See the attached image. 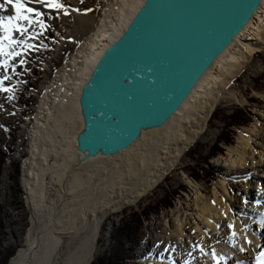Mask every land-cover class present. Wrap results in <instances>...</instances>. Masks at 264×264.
Listing matches in <instances>:
<instances>
[{"label": "bare ground", "instance_id": "obj_1", "mask_svg": "<svg viewBox=\"0 0 264 264\" xmlns=\"http://www.w3.org/2000/svg\"><path fill=\"white\" fill-rule=\"evenodd\" d=\"M78 1L61 0L69 9L67 15L62 10L57 15L56 10L30 4L29 7L45 13L41 19L48 27H30L29 33H40L35 38L13 33L14 39L35 45V40L54 24L60 33L65 28L69 31L62 35V49L71 46L70 39L77 44L72 56L41 87L32 129L28 131L25 126L20 136L15 158H23L22 186L31 226L9 264H92L99 256L94 245L101 221L139 204L158 188L195 143L213 138L208 128L212 113L225 101L246 102L230 90L256 54L264 53L263 0L249 24L212 64L165 126L143 132L135 144L115 156L81 162L82 155L76 150V136L83 124L79 107L81 88L103 52L126 29L144 0H88L104 6L99 14L92 15L81 12ZM11 15H15L11 6L0 9V16ZM56 17L62 18L58 26ZM15 50L26 57L31 49L21 46ZM59 51H55V57ZM48 66L49 70L53 67ZM4 75L5 70L0 69L1 78ZM256 132L252 131L256 140L241 133L238 145L228 147L229 156L221 169L224 176L240 180L256 176L262 181V188H254L253 192L249 181H243L244 192L239 190L241 198L233 202L225 180L217 183L213 197L204 188L188 182L195 192L185 201L184 212H172L166 244L158 245L142 264H217V258H222L220 264L255 262L257 253L264 250V225L260 223L264 217V135L262 130ZM230 224L233 228H229ZM163 239L152 237L150 242L154 246ZM241 247L245 250L240 251Z\"/></svg>", "mask_w": 264, "mask_h": 264}, {"label": "water", "instance_id": "obj_2", "mask_svg": "<svg viewBox=\"0 0 264 264\" xmlns=\"http://www.w3.org/2000/svg\"><path fill=\"white\" fill-rule=\"evenodd\" d=\"M263 0H144L81 88L76 150L115 156L179 111Z\"/></svg>", "mask_w": 264, "mask_h": 264}, {"label": "rangeland", "instance_id": "obj_3", "mask_svg": "<svg viewBox=\"0 0 264 264\" xmlns=\"http://www.w3.org/2000/svg\"><path fill=\"white\" fill-rule=\"evenodd\" d=\"M79 1V10L84 13L99 14L104 9V6L94 5L88 0ZM90 4L94 6L92 7ZM48 19L53 22L51 18L48 17ZM55 20L56 26H58L62 18L56 17ZM57 30L58 28L52 24L42 37L35 40L37 41L35 45L46 47H39V50L31 49L26 57L18 56L16 61L10 59L9 67L4 69L6 75L11 76L7 83H9L8 88H13V92L0 91L2 93V97H0V146L8 144L7 131L19 126V133L13 154L9 157L1 177L0 202L4 208V217L0 226V264H5L9 252H14L12 257L15 256L19 249V242H24L31 226V213L22 186L23 158H15L21 133L25 126L28 131L32 129L30 124L34 120L35 111L40 103L43 92L41 87L72 56L76 49L77 42L75 43L73 39H70L71 46H65L62 49V43H64L62 35H66L69 31L67 28L63 30V33ZM57 50L60 51L55 57L54 53ZM20 59H24L26 63L20 65ZM50 64L53 67L49 70L48 65ZM12 66H15V72L12 71ZM38 67L41 68V77L36 81L34 72ZM16 73L17 75L19 73L18 77L14 76ZM23 84L26 86L24 93L20 96L16 95L17 98L19 97L17 100L16 97L8 99L10 95L15 96L16 87ZM230 91L239 100L243 98L242 100H246V102L225 101L218 105L212 113L217 112L218 118L213 119L211 115L208 122L209 134L213 138L206 143L202 139L195 143L158 188L151 191V194L147 198H143L139 204L130 206L123 212L115 213L111 218L108 217L101 221L97 236L98 242L94 245V251H99V256L92 264H142L150 258L158 245L166 244V235L170 234L168 226L172 212H184L185 201L194 194L195 188L188 182L199 185L205 189L209 197H213L217 183L225 180L233 202L241 198L242 191L239 190L243 189L241 185L244 183L243 181H249V189L253 192L254 188L258 189L259 186L262 188V181L255 178L256 176L251 180L250 178L240 180L234 176H224L221 165L225 164V160L229 156L228 147L238 145L241 133L254 140L257 137L253 135L252 131L262 130V135H264V53L256 54V58L248 70L246 69L236 79ZM237 110L246 111L250 122L246 126L230 128L227 126V122L230 120L226 119L225 121L223 118L232 115ZM221 134H225L222 136L225 139L232 136V145L219 144L217 139ZM217 143L224 149V154L211 157L210 153L217 150L214 147ZM25 144L29 145L28 138H26ZM17 165H20L19 171ZM258 182L261 185H258ZM160 236L164 237L162 242H158L154 245L155 247L152 246L154 243L150 242L151 238L159 237L160 239ZM69 240L70 237L65 238V241ZM11 258L6 261V264H9ZM135 258L141 260L136 262Z\"/></svg>", "mask_w": 264, "mask_h": 264}, {"label": "snow or ice", "instance_id": "obj_4", "mask_svg": "<svg viewBox=\"0 0 264 264\" xmlns=\"http://www.w3.org/2000/svg\"><path fill=\"white\" fill-rule=\"evenodd\" d=\"M39 4L43 5L45 8L50 10H56L57 15L60 14L61 10L64 15H67L69 9L66 7L61 0H4L3 3H0V9H5L6 6H11L15 11V15L11 16H0V32H3V35H0V57H3L0 60V69H7L9 67V60L15 57L21 56L20 51H16V48L23 47V49H36L39 50V47H46L44 45H33L28 43L24 39H13V33L19 32L21 36L25 34L29 35V38H35L40 35V33L32 32L29 33V28L32 26H39L41 29H46L48 27L45 24L44 20L41 19L45 15L44 12L37 10L36 8L29 7L30 4ZM76 11H79L78 9ZM7 41V43H6ZM20 65H24L26 61L20 59ZM12 71L15 72V66H12ZM11 76L4 75L0 78V91L11 93L13 88L4 87V82L10 80ZM8 99H15L14 95H10ZM261 225H264V217L260 221ZM229 228H233V225H229ZM235 232H233V237H235ZM248 243H251L249 241ZM233 247H236V244L233 243ZM203 252V248L200 249ZM243 247L240 248V251H244ZM213 256H216L215 250H213ZM220 259L217 258V264H220ZM255 264H264V251L257 253L255 257Z\"/></svg>", "mask_w": 264, "mask_h": 264}, {"label": "trees", "instance_id": "obj_5", "mask_svg": "<svg viewBox=\"0 0 264 264\" xmlns=\"http://www.w3.org/2000/svg\"><path fill=\"white\" fill-rule=\"evenodd\" d=\"M41 77V68H36L35 69V72H34V79L36 81H38ZM25 84L23 85H19L18 86V90L16 91L15 95H22L25 91ZM19 98V97H18ZM16 97V100L18 99ZM247 113L246 111L244 110H237V111H234L232 115H227L225 118H223L225 121L226 119L227 120H230L229 122H227V126L228 127H238V126H246L250 120L247 118ZM212 118L213 119H217L218 118V114L217 112L212 114ZM18 133H19V126H16L15 129L13 130H9L7 131V136L9 137V141H8V144L1 147L0 146V188H1V177H2V173H3V170L5 168V166L8 164V161H9V157L13 154V150H14V147H15V143H16V140H17V136H18ZM225 135V134H221L219 137H218V141H219V144L221 143H225V144H230L233 142V138L232 136L231 137H227V139L223 138L222 136ZM218 143L215 144V149H217L215 152H211L210 153V156L211 157H215L216 155H222L224 154V149L220 147ZM213 147V148H214ZM19 167L20 165H17V169L19 171ZM4 208L3 206L1 205V202H0V226H1V223L3 221V217H4ZM1 228V227H0ZM14 255V252H9L8 256H7V260H9V258H11L12 256ZM5 261V264L7 263Z\"/></svg>", "mask_w": 264, "mask_h": 264}]
</instances>
